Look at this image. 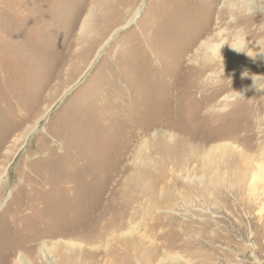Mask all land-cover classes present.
<instances>
[{"label":"rangeland","instance_id":"1","mask_svg":"<svg viewBox=\"0 0 264 264\" xmlns=\"http://www.w3.org/2000/svg\"><path fill=\"white\" fill-rule=\"evenodd\" d=\"M263 26L264 0H0V264H264Z\"/></svg>","mask_w":264,"mask_h":264},{"label":"bare ground","instance_id":"2","mask_svg":"<svg viewBox=\"0 0 264 264\" xmlns=\"http://www.w3.org/2000/svg\"><path fill=\"white\" fill-rule=\"evenodd\" d=\"M248 1V0H247ZM238 2V1H237ZM251 2V1H250ZM249 3V2H248ZM250 4V3H249ZM239 7H240V5H239ZM243 7V6H242ZM241 7V8H242ZM234 8V7H233ZM249 10H251V9H249ZM238 27V26H237ZM261 27H262V25H261ZM264 27V26H263ZM262 29V28H261ZM260 30V29H259ZM237 33V32H236ZM259 34H261V33H259ZM248 35V34H247ZM252 39H255V38H252ZM247 43H250L249 41H248V39H246L245 37L244 38H242L241 37V35H238V37H237V39H236V42H234L233 43V45H232V47L234 46V51H233V54L232 55H230V59H229V62H235V63H239V66L240 67H243L244 68V66L248 63V62H246L245 60L246 59H244V57H246L245 55H252V53H256V52H258L259 50H261L262 49V45H261V43H260V41L259 42H257V43H254V45L251 47V50H249L248 48H247V46H246V44ZM203 45V47H204V49L203 50H205L207 53H209V54H211L212 56H213V58H216L219 62H221V63H223V58H224V60H225V57L221 54V52H220V48H219V46L218 45H209V44H205V43H203L202 44ZM228 53V52H227ZM222 60V61H221ZM228 60V59H227ZM248 76H250V75H248ZM247 78V77H246ZM229 79V78H228ZM206 81H208V80H206ZM234 86V83H233V81L231 80V79H229V84L227 85V88H229V87H233ZM220 92H222V90H220ZM226 98V97H225ZM223 103V102H222ZM225 106V105H224ZM223 106V107H224ZM208 107H210V106H208ZM50 110V109H49ZM48 110V111H49ZM207 110V109H206ZM48 111H46V112H44V114H46ZM212 112V111H211ZM213 113V112H212ZM211 113V114H212ZM43 114V115H44ZM35 126V125H34ZM30 127L31 129L30 130H28L27 131V133L25 134V136H24V138H26L27 136H28V134L31 132V131H33V130H35L37 127ZM23 138V139H24ZM12 148H14V147H12ZM11 149V148H10ZM15 149V148H14ZM13 151H8L7 153H8V155L9 154H11ZM9 157V156H8ZM3 174H4V168H1V170H0V187L3 185ZM150 213L151 214H147L146 216H150V215H152L151 216V218H150V220H149V222H148V226H161L163 229H165L166 227H165V223H163L161 220H158V219H155L154 218V216H153V212L152 211H150ZM157 214H159V215H161V213H159V211L157 212ZM165 214H167V213H165ZM171 218H165V219H162V220H164V221H170V222H173V219L172 220H170ZM174 224H175V221L173 222ZM171 224V223H170ZM189 224H193V223H189ZM132 228H134V227H132ZM153 228V227H152ZM121 230H120V227H114V226H112L108 231H106V234H109V235H107L108 237H113V236H117V234H120L121 236H123V234L125 235V236H128L129 238H130V240L131 241H135V234L133 233L135 230L134 229H130V230H128L127 232H125V231H122V232H120ZM110 232V233H109ZM105 233H103V235H104ZM194 234H195V230H194V228H193V226H189L187 229H183L182 228V226H180V225H178L177 226V230H176V234H166V232H163L162 234L161 233H159V234H155L154 236H152V238L150 239L151 241H152V244H154L155 243V240L156 239H160L161 240V242H159V245L162 247V246H166L168 249H170V250H175L176 248V246L177 245H179V246H181L182 244V242L184 243V241H185V243H190L189 242V240L192 242V240L190 239L192 236H194ZM104 237H106L105 235H104ZM99 239H102V237L101 238H99ZM164 239V241H168V243H165V242H162V240ZM93 241L94 242H97V238H95V239H93ZM145 242H147V241H145ZM204 242V241H203ZM202 242V240H200V241H198V244L200 243V244H202L203 243ZM148 243V242H147ZM129 245V244H128ZM206 246H208V244L206 245ZM45 247H47L45 244H43L42 245V250H45L46 248ZM177 257V256H176ZM169 258V257H168ZM176 259V258H175ZM16 261H17V264H25L26 263V261H25V257L22 255V254H19L18 255V257H17V259H16Z\"/></svg>","mask_w":264,"mask_h":264}]
</instances>
